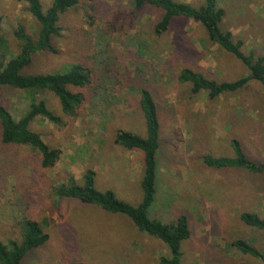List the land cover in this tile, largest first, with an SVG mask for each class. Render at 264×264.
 Masks as SVG:
<instances>
[{
    "label": "rangeland",
    "instance_id": "374dc122",
    "mask_svg": "<svg viewBox=\"0 0 264 264\" xmlns=\"http://www.w3.org/2000/svg\"><path fill=\"white\" fill-rule=\"evenodd\" d=\"M132 1L80 2L61 15V34L53 39L56 53L34 56L25 70L53 73L82 64L90 69L92 84L71 89L84 97L74 115L62 113L50 92L39 94L61 119L60 125L41 118L30 124L49 148L61 150L52 169H42L39 156L29 148L0 141V239H18L19 222L28 217L49 240L24 264H158L167 255L165 246L137 232L123 216L58 200L51 192L69 177L80 182L84 170L92 168L99 190L112 189L131 205L139 203L142 157L116 147L113 134L117 129L144 132L136 86L148 83L161 124L158 200L151 215L164 222L179 212L189 218L191 237L182 245L181 264H264V259L227 248L230 241L243 239L264 257V231L239 219L243 212L264 218V174L213 170L200 160L207 154L229 156L232 132L253 159L264 161L261 87L251 81L213 102L205 93L192 95L189 84L177 81L183 68L218 82L236 80L247 71L211 44L197 23L176 19L166 34L155 37L153 26L161 12L144 7L133 13ZM41 2L47 8L51 0ZM220 5L225 10L221 27L243 42L244 53L264 56V0H220ZM0 15L1 34L16 52L14 32L21 28L33 36L37 24L15 0H0ZM0 103L15 118L27 105L21 92L7 88L0 90Z\"/></svg>",
    "mask_w": 264,
    "mask_h": 264
},
{
    "label": "trees",
    "instance_id": "16d2710c",
    "mask_svg": "<svg viewBox=\"0 0 264 264\" xmlns=\"http://www.w3.org/2000/svg\"><path fill=\"white\" fill-rule=\"evenodd\" d=\"M15 1L25 5L26 11L37 24V31L33 36L27 35L21 28L14 32L16 52L0 31V90L7 88L21 92L27 102L19 118L13 117L0 103V141L9 146L29 148L39 156L42 169H52L60 160L61 150L49 148L41 136L30 129V124L36 118H41L54 125H60L61 119L50 111L45 101L39 98V94L50 92L58 99L62 113L74 115L84 102V97L80 92H73L71 89L89 87L92 84V73L82 64L53 73H27L25 70L32 63L34 56L56 53L53 39L61 34L59 26L61 15L74 9L82 1L94 0H51L47 8L43 7L41 0ZM132 6L133 13H138L144 7L161 12L160 19L153 26L155 37L166 34L176 19L199 24L211 44L231 55L247 71L246 75L236 80L218 82L193 69L183 68L177 75V81L180 84H189L192 95L205 93L207 99L213 102L222 95L239 92L253 81L261 87L264 96V56L255 55L253 52L244 53L243 42L235 38L229 30L221 27L225 10L221 7L220 0H201L199 5L178 0H133ZM2 22L0 15V30ZM136 90L144 132L139 134L117 129L113 134V144L124 151L138 152L142 157L139 203L131 205L128 201L120 199L112 189L99 190L96 186V173L92 168L84 170L80 182L69 177L65 182L53 185L51 192L58 200H74L83 206L123 216L133 224L137 232L156 239L165 246L167 255L161 256L158 264H181L182 245L191 237L189 218L179 212L170 222H164L151 215V210L158 200V154L161 133L159 106L155 92L148 83H140ZM196 133L195 131L194 134ZM230 133L231 154L203 155L200 157L201 163L213 170H239L250 174H264V161L253 159L246 152L243 141L234 133ZM239 219L250 228L264 231V218L255 213L243 212ZM48 240V234L36 220L22 217L19 222V238L5 241L0 239V264H24L31 255L43 248ZM227 248L254 259H264L262 253L247 240H232ZM68 264L81 263L72 261Z\"/></svg>",
    "mask_w": 264,
    "mask_h": 264
}]
</instances>
